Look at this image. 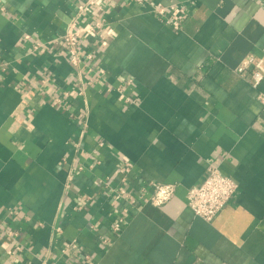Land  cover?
I'll list each match as a JSON object with an SVG mask.
<instances>
[{"label":"crops","instance_id":"obj_1","mask_svg":"<svg viewBox=\"0 0 264 264\" xmlns=\"http://www.w3.org/2000/svg\"><path fill=\"white\" fill-rule=\"evenodd\" d=\"M86 1L0 0V264H264V0H148L184 4L181 29L103 0L74 64ZM210 166L238 188L207 221L187 193Z\"/></svg>","mask_w":264,"mask_h":264},{"label":"built area","instance_id":"obj_2","mask_svg":"<svg viewBox=\"0 0 264 264\" xmlns=\"http://www.w3.org/2000/svg\"><path fill=\"white\" fill-rule=\"evenodd\" d=\"M137 1L141 4L147 3L152 11L158 13L162 19L167 20L176 29H181L187 16V9L184 4L173 3L165 6L162 3H153L148 0ZM102 5L103 0H87L84 3L78 4L76 13L71 18L67 30L62 35L66 49L74 64H79L81 61L79 45H81L83 37L97 35L101 39L104 38V34L100 32L103 21L106 19L104 14L101 13L102 17L88 25L86 29H82L80 26V19L86 12L95 10L96 6L102 9ZM254 63V57H248L236 67V71L244 73ZM263 79L264 69L260 65H257L251 73L250 81L254 87H258ZM258 97L264 106V91L259 92ZM150 184L153 192L149 197V201L158 206L170 201L177 187L175 183L151 182ZM237 188L238 185L231 176L223 175L218 171L217 167L210 166L202 183L196 188L189 189L187 193L188 204L197 216L210 221L232 198ZM120 193L124 196L129 195L124 188L120 190ZM121 221L115 224V230L121 229Z\"/></svg>","mask_w":264,"mask_h":264}]
</instances>
